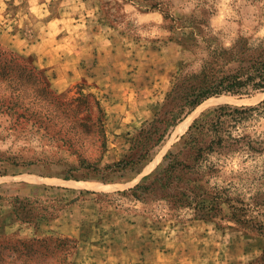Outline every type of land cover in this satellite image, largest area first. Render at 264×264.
Instances as JSON below:
<instances>
[{"label": "rangeland", "instance_id": "1", "mask_svg": "<svg viewBox=\"0 0 264 264\" xmlns=\"http://www.w3.org/2000/svg\"><path fill=\"white\" fill-rule=\"evenodd\" d=\"M201 19L225 45L264 37V0H0V264H58L63 254L68 264H264V235L226 206L194 218L130 191L154 180L197 121L264 91L206 99L146 160L118 166L182 67L202 61L189 35L207 28ZM90 92L105 135L93 98L83 100ZM233 133L264 138V111ZM84 158L100 170L79 168ZM210 159L222 170L212 183L247 199L260 186L264 153Z\"/></svg>", "mask_w": 264, "mask_h": 264}, {"label": "trees", "instance_id": "2", "mask_svg": "<svg viewBox=\"0 0 264 264\" xmlns=\"http://www.w3.org/2000/svg\"><path fill=\"white\" fill-rule=\"evenodd\" d=\"M198 22L207 28L200 32L192 30L189 35L192 46L199 48L202 45V61L197 67H182L156 118L134 135L130 153L118 163L121 168L146 160L170 129L182 120L186 111L206 99L221 94L244 95L264 91V37L240 35L231 45H225L217 34L208 29L206 20ZM83 96L85 101L93 98L100 131L105 135V114L99 98L92 92ZM262 110L264 99L252 105L224 104L215 108L212 115L190 127L178 150L166 155L167 164L154 180L130 189L133 196L146 201L155 195L165 200L172 209L194 210V218L215 216L226 206L231 220L264 235V220L259 219L264 208V171L260 186H256V192L248 200L233 184L223 186L211 182L222 170L210 159L213 154H263L264 138L233 133L239 124ZM99 162L80 159L79 168L88 169L87 173L98 171ZM63 255L62 260H56L58 264H68L69 256Z\"/></svg>", "mask_w": 264, "mask_h": 264}, {"label": "crops", "instance_id": "3", "mask_svg": "<svg viewBox=\"0 0 264 264\" xmlns=\"http://www.w3.org/2000/svg\"><path fill=\"white\" fill-rule=\"evenodd\" d=\"M61 77H62L61 75L59 77H57V80L58 81H63V79H61Z\"/></svg>", "mask_w": 264, "mask_h": 264}]
</instances>
